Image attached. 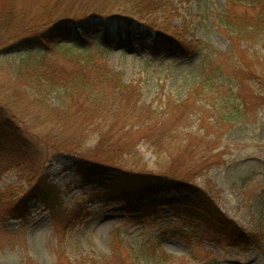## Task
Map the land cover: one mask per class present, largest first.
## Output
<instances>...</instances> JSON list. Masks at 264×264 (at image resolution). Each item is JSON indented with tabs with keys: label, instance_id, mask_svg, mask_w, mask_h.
Segmentation results:
<instances>
[{
	"label": "rangeland",
	"instance_id": "374dc122",
	"mask_svg": "<svg viewBox=\"0 0 264 264\" xmlns=\"http://www.w3.org/2000/svg\"><path fill=\"white\" fill-rule=\"evenodd\" d=\"M97 1L106 2L108 16L86 22L84 30L77 22L74 28L78 37L82 43L94 39L88 47L97 60L120 74L124 86H133L140 103L152 104L165 113L173 143L169 147L168 137L165 140L160 135L163 143L154 148L142 133H134L128 138L137 141L136 150L112 164L135 172L164 173L171 161L173 170L178 165L175 156L186 158L188 165L205 160L204 170L191 172L193 185L214 200L226 218L224 222L259 237L241 244L227 232L231 230L229 225L221 231L190 215L177 216L186 193L152 196L147 200L148 210L142 211L143 207L135 213H128L123 201L99 203L98 196L88 195L89 186L82 187L86 182L77 176L76 158L52 149L59 147L58 140H53L58 126L53 113L56 115L63 91L44 94L41 85L25 77L15 80L20 58L6 55L10 53L6 48L0 49V108L9 111L33 148L37 146L48 162L37 164L23 154L0 152V191L6 192L5 201H9V195H14L15 201L44 172L60 188V204L51 210L32 201L24 220H9L5 227L0 226V264H56L55 250L60 243L74 264L84 258L103 260L113 256L131 264H264V71L255 76L247 72L253 77L235 88L239 96L236 94L237 100H233L242 117L224 118L221 125L213 123L211 113L204 116L203 110L211 105L199 107L200 102L188 99L204 62L195 44L201 54L212 58L213 51L219 52L226 73L239 59L264 66V30L258 29L259 37L244 39L234 49V33L227 25V21L248 18L247 22H254L264 17V2L250 8L228 0H164L163 4H170L168 9L161 7L148 13L139 0ZM5 3L0 0V15ZM15 4L23 16L14 19L24 23L32 19L34 12L25 7L24 1ZM97 43L106 48L102 54L97 50L103 46ZM46 56L58 72L72 75L90 71L81 62L85 55L77 47L55 48ZM224 94L230 101V94ZM232 109L224 107V114ZM82 141L86 148L95 145L92 137ZM0 144L5 145L2 138ZM84 204L80 219L66 229L60 226L65 211ZM1 208L4 206L0 204ZM158 243L167 255L157 250Z\"/></svg>",
	"mask_w": 264,
	"mask_h": 264
},
{
	"label": "trees",
	"instance_id": "16d2710c",
	"mask_svg": "<svg viewBox=\"0 0 264 264\" xmlns=\"http://www.w3.org/2000/svg\"><path fill=\"white\" fill-rule=\"evenodd\" d=\"M5 1L8 3H5L6 6L3 7L0 15V49L9 48L10 53L6 55L20 58L16 75H14L15 80H22L25 77L27 81L41 85L45 89L44 94L46 91L52 93L63 91L64 94L58 97L59 103L55 107L56 115L53 113L58 117V126L56 131H53V140H58L59 147L53 146L52 149L56 153H65L76 158L77 176L81 181L86 182L82 187L89 186L88 195L98 196L99 203L104 200L123 201L126 204V211L135 213L143 207L142 211H147L149 208L147 200L152 196L174 191L186 193L188 196L182 201L183 206L179 207L177 216L190 215L221 231L229 225L231 230L227 232L231 237L240 239L241 244L255 242L259 237L257 233L247 232L236 224L224 222L226 218L214 200L206 191L193 185L190 179L191 172L204 170L207 161L188 165L186 158L181 160L173 155L178 165L173 170L174 162L171 161L170 168L165 169L164 173L135 172L112 164L136 150L137 141L133 142L131 138H128L134 133H142L146 142L151 143L149 145L154 148L163 143L160 135L165 140L168 137L169 147L173 143L170 139L171 134L167 133L168 118L165 113L160 112L159 107H154L152 104L140 103L133 86H124L120 74L110 71L105 63L97 60L98 56L94 55L88 47L94 44L92 39L94 37L87 43H82L81 38L78 37L74 25L79 22L80 29L84 30L86 22L92 23V20L108 16L105 9L106 2L20 0V2L24 1L28 10L34 12L32 19L24 23L14 19V16H19L21 20L23 16L16 10L17 0ZM139 1L140 6L148 13H153L161 7L168 9L170 6L167 3L163 4L164 0ZM228 2H240L254 8L264 0H228ZM249 20L252 21L251 18ZM247 21L248 18L243 22L227 21L231 33H234L232 36L234 49H238L244 39L252 40L259 37L258 29L264 30V17L254 22ZM96 45L103 46L97 50L101 54L106 51L104 45L99 43ZM65 46L79 48L85 55L81 62L90 71L80 70L68 75L66 72L56 71L47 62L48 52ZM199 47L197 44L194 45L204 62L199 66L201 72H199L198 80L189 90L188 99L194 98L196 103L200 102L199 107L211 105L209 109L203 111L204 116L211 113L209 118L213 119L214 124L221 125L224 118L231 120L236 116L242 117L238 114V105L233 102L234 99L237 100L236 94L239 96L235 88L241 87L245 80L262 73L264 66H259L258 63L248 64L244 59H239L234 60L231 72L226 73L224 58L218 59L219 52L213 51L212 58L209 54H201ZM245 67H248V70ZM205 70L208 72L205 73ZM248 71L249 75L253 76L246 75ZM224 93L230 94V101L226 100ZM227 106L233 109L224 114V107ZM209 118L206 117V120ZM16 123L10 117L9 111L0 108V136L5 142V145L0 144V152L19 153L37 164L47 163V156L40 152L37 146L33 148L27 134ZM175 131H179L178 128ZM85 137H92L95 140L92 148H86L83 144L82 140ZM5 193L0 191V204L4 206L3 210L0 209V226L2 227H5L4 224L9 220H24L29 210L28 205L32 201H39L42 206L51 210L60 204V188L44 172L28 190L22 191L15 201L14 195H9V201H5ZM84 207L85 204L65 211L64 220L59 223L60 226L66 229L69 223L80 219L84 215L82 213ZM157 250L167 255L159 243ZM55 253L56 264H74L61 243ZM78 264L131 263L126 259L121 260L113 256L103 260L84 258ZM208 264H216V262Z\"/></svg>",
	"mask_w": 264,
	"mask_h": 264
}]
</instances>
